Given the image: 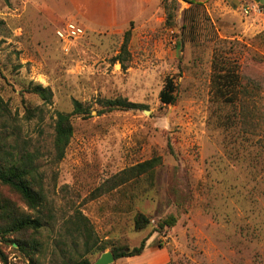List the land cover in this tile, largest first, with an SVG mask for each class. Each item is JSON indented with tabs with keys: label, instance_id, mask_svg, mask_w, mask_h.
I'll return each mask as SVG.
<instances>
[{
	"label": "rangeland",
	"instance_id": "obj_1",
	"mask_svg": "<svg viewBox=\"0 0 264 264\" xmlns=\"http://www.w3.org/2000/svg\"><path fill=\"white\" fill-rule=\"evenodd\" d=\"M68 23L84 33L60 39ZM215 72L239 81L242 103L217 97ZM0 95V143L37 155L44 195L33 211L3 190L43 225L0 236V264H95L144 239L140 255L112 264H264V0H0ZM104 98L143 108L99 114ZM75 100L90 114L72 115L58 160L55 120ZM154 157L151 172L116 182ZM137 214L150 221L141 230Z\"/></svg>",
	"mask_w": 264,
	"mask_h": 264
},
{
	"label": "trees",
	"instance_id": "obj_2",
	"mask_svg": "<svg viewBox=\"0 0 264 264\" xmlns=\"http://www.w3.org/2000/svg\"><path fill=\"white\" fill-rule=\"evenodd\" d=\"M130 39V30L124 34L123 44L121 46L120 53L114 60L121 63L124 66L125 56H128V42ZM217 66L218 62L215 63ZM216 72H224L223 66L217 67ZM213 78L215 92L217 97L223 99L224 102H241L242 98L236 93L237 88L240 87L239 81L233 83V79L227 77V75L216 73ZM167 90L170 92L173 90L172 83L169 82ZM233 88L236 89L232 93ZM28 92L38 95L44 102H50L53 93L49 87H44L40 83H31L28 87ZM163 101L174 102V98L170 96V93L166 91L162 92ZM3 99L0 95V106L3 105ZM98 103L101 104L102 109L99 110V114L104 112H111L115 110H130L143 108V105L128 101L124 98H104L99 99ZM1 110V107H0ZM26 118L29 119L34 116L35 110L26 108ZM90 114V106L84 105L78 100L73 103L72 113H57V118L54 125V149L56 152V158L61 160L64 158L66 149L70 143V140L74 133V126L72 124V115H88ZM244 121V120H243ZM37 155L31 151H13L6 148L5 144L0 143V236L6 239L8 235L21 236L27 231H38L42 227V221L38 217H31L26 214L15 205V203L3 193V190L8 189L18 195L26 204L28 209L36 211L42 205L44 201V195L42 192V178L35 164ZM160 164V158L154 157L146 160L137 165L123 170L117 177L119 179L116 182L125 183L133 177L139 176L144 173L151 172L156 166ZM263 167V165L261 166ZM171 218V220H169ZM167 221L161 223V227L165 225H173L175 222L174 217H169ZM135 228L137 230L143 229L150 221L143 214H137L135 217ZM84 230L90 234L91 230L89 225L84 223ZM18 242L20 250H27L28 244L22 243V239H16L13 242ZM16 242V243H17ZM146 246V239H144L139 246L133 248L116 247L112 250L115 259L124 257H133L140 255ZM6 262V257L0 252V263ZM72 264H91L88 259H80Z\"/></svg>",
	"mask_w": 264,
	"mask_h": 264
},
{
	"label": "built area",
	"instance_id": "obj_3",
	"mask_svg": "<svg viewBox=\"0 0 264 264\" xmlns=\"http://www.w3.org/2000/svg\"><path fill=\"white\" fill-rule=\"evenodd\" d=\"M84 33L83 28H81L76 23H68L64 29H58L56 31L57 36L60 39H71L79 37Z\"/></svg>",
	"mask_w": 264,
	"mask_h": 264
},
{
	"label": "water",
	"instance_id": "obj_4",
	"mask_svg": "<svg viewBox=\"0 0 264 264\" xmlns=\"http://www.w3.org/2000/svg\"><path fill=\"white\" fill-rule=\"evenodd\" d=\"M115 261L114 254L109 251L101 255V257L95 262V264H112Z\"/></svg>",
	"mask_w": 264,
	"mask_h": 264
}]
</instances>
